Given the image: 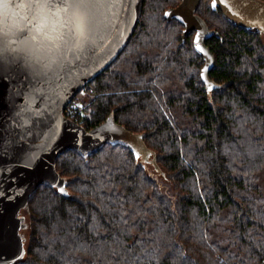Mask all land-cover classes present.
Here are the masks:
<instances>
[{
    "label": "trees",
    "instance_id": "1",
    "mask_svg": "<svg viewBox=\"0 0 264 264\" xmlns=\"http://www.w3.org/2000/svg\"><path fill=\"white\" fill-rule=\"evenodd\" d=\"M142 0L118 56L74 97L77 122L108 115L141 133L152 163L120 143L58 155L66 194L39 185L20 210L18 264H264V40L199 0L220 37L200 78L193 31Z\"/></svg>",
    "mask_w": 264,
    "mask_h": 264
},
{
    "label": "water",
    "instance_id": "2",
    "mask_svg": "<svg viewBox=\"0 0 264 264\" xmlns=\"http://www.w3.org/2000/svg\"><path fill=\"white\" fill-rule=\"evenodd\" d=\"M20 5L0 18V259L22 258L20 210L43 184L67 193L56 158L74 149L87 157L105 143H120L136 157L155 163L142 134L130 131L113 115L90 128L63 113L77 92L121 52L140 16L142 0H12ZM199 0H179L164 9L166 19L182 25L181 38L194 31L192 46L202 57L200 78L213 85L208 71L214 57L205 40L220 37L196 13ZM46 5L48 38L37 36L35 14ZM212 10L234 24L263 34L264 0H210ZM67 8V11L61 9ZM197 33L200 39L197 41ZM197 43L202 51L197 50Z\"/></svg>",
    "mask_w": 264,
    "mask_h": 264
},
{
    "label": "clouds",
    "instance_id": "3",
    "mask_svg": "<svg viewBox=\"0 0 264 264\" xmlns=\"http://www.w3.org/2000/svg\"><path fill=\"white\" fill-rule=\"evenodd\" d=\"M20 5L14 4L12 0H3V3H0V18L10 16L11 13L16 11ZM35 32L37 36L44 35V32L48 31L50 27L48 12L46 11V5L42 6L38 12L35 14ZM43 28L42 31H37V29Z\"/></svg>",
    "mask_w": 264,
    "mask_h": 264
},
{
    "label": "built area",
    "instance_id": "4",
    "mask_svg": "<svg viewBox=\"0 0 264 264\" xmlns=\"http://www.w3.org/2000/svg\"><path fill=\"white\" fill-rule=\"evenodd\" d=\"M76 99L73 100V98L65 105L63 109L64 115L67 117L73 119L74 121H77L78 116V109L75 105ZM11 264H18V263H11Z\"/></svg>",
    "mask_w": 264,
    "mask_h": 264
},
{
    "label": "snow or ice",
    "instance_id": "5",
    "mask_svg": "<svg viewBox=\"0 0 264 264\" xmlns=\"http://www.w3.org/2000/svg\"><path fill=\"white\" fill-rule=\"evenodd\" d=\"M0 3H3V0H0ZM45 3L48 4L49 6H51V5L54 4V0H45ZM61 10H63V11L66 12L67 11V8H64V9H61ZM42 30H43V28L37 29V31H42ZM43 36H44L45 39H47L48 38L47 32H44V35ZM199 39H200V34L197 33V41H199ZM197 50L202 51V49H200L198 43H197Z\"/></svg>",
    "mask_w": 264,
    "mask_h": 264
},
{
    "label": "flooded vegetation",
    "instance_id": "6",
    "mask_svg": "<svg viewBox=\"0 0 264 264\" xmlns=\"http://www.w3.org/2000/svg\"><path fill=\"white\" fill-rule=\"evenodd\" d=\"M209 2H210V0H209ZM177 3H178V2H177ZM177 3H176V4H177ZM176 4H175V5H176ZM172 6H174V5H172ZM193 33H194V31H193ZM187 34H188V33H187ZM192 36H193V35H192ZM182 41H183V40H182ZM205 44H206V43H205ZM206 45H207V44H206ZM208 47H209V46H208ZM83 87H84V86H83ZM83 87H82V88H83ZM82 88H81L79 91H82ZM79 91H78V92H79ZM78 92H77V93H78ZM2 263H3V261H2V259H0V264H2Z\"/></svg>",
    "mask_w": 264,
    "mask_h": 264
}]
</instances>
